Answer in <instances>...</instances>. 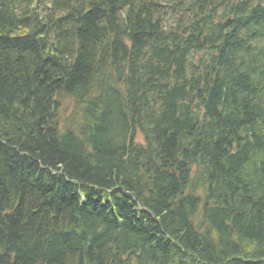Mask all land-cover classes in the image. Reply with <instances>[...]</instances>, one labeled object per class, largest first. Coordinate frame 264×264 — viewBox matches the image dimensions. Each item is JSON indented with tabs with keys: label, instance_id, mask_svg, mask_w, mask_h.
I'll use <instances>...</instances> for the list:
<instances>
[{
	"label": "trees",
	"instance_id": "obj_1",
	"mask_svg": "<svg viewBox=\"0 0 264 264\" xmlns=\"http://www.w3.org/2000/svg\"><path fill=\"white\" fill-rule=\"evenodd\" d=\"M90 43L122 70H91ZM62 82L84 114L65 140L48 126L60 107L46 97ZM98 97L114 99L120 116H101ZM108 128L119 151L102 141ZM94 187L123 201L134 193L153 219L129 221L122 204L114 214L92 198L82 205ZM42 193L45 217L64 231L44 245L34 210L20 203L2 217L7 199L39 203ZM94 213L122 216L131 237L93 244L84 228L101 229L89 224ZM72 245L96 259L87 264H102L101 250L136 253L139 264H264V0H0V264H65L61 248Z\"/></svg>",
	"mask_w": 264,
	"mask_h": 264
},
{
	"label": "bare ground",
	"instance_id": "obj_2",
	"mask_svg": "<svg viewBox=\"0 0 264 264\" xmlns=\"http://www.w3.org/2000/svg\"><path fill=\"white\" fill-rule=\"evenodd\" d=\"M46 26L48 27V25H46ZM42 32H43V30H42ZM52 39H56L54 35H53V38H52V36L49 38V42L51 43L52 47H55L54 45H56V44ZM66 41H68V40L65 39V40L61 41L60 44H63ZM68 44L72 45L71 41ZM70 45L65 47L66 50L71 49ZM54 49L56 50V47ZM89 49L91 51H95V52H93V59H92V63H91V70H93L95 73H97V74L98 73H105L106 74V72L108 70H111L112 72L116 73V72H119L122 70L121 65L115 64V63H113L107 59L99 57V55H98L99 52H102V54L106 52L105 47L102 46V44L90 43ZM71 55H72L71 57H73L74 60H77L79 57L78 50L76 49L74 52H72ZM95 56H96V59H94ZM42 60H44V66H47L48 68H50V67L54 68L56 65L55 57L53 55H48V53L44 54V57L42 58ZM110 60H112V61L115 60V57L113 55H110ZM90 86L93 87L91 84H87L86 86L83 87V89H85L86 94L91 96V97L95 93H96L95 95H98V92L93 90V88H91ZM68 89H69V86L63 82L60 83V85H57V86L52 85L51 87H49L48 92H49V94L52 93V95H51V97H48V96H46V97L48 98L49 103L52 104L53 110H55V105H57L58 109H59L61 103H64L66 101H73V102L77 103V105L82 108V98L79 101V100H77L78 97H75V95H72V96L67 95L68 91H72V90H68ZM83 89L81 86L77 90L78 93L80 92L81 96H82V90ZM100 95H101V92H100ZM101 98L102 97L97 98L98 103L101 105L98 112L102 113L105 111L103 114H101V116L106 115L107 109H109L110 112L113 113L114 115L120 116V112L118 110L119 105L116 101H114V99H112V98L111 99L110 98L109 99H107V98L101 99ZM142 105H143V108L146 110H148V109L152 110L153 109V103L149 102L147 99H145L143 101ZM28 107H29V109H31V111L29 113H33V112L35 113V111L33 109V107H34L33 104H30ZM234 110H235V108L233 106H231V109L228 112V115L233 113ZM167 112H168V110H167ZM58 115L60 118L57 117V118H55L54 122L53 121L48 122L49 123L48 126L50 125L51 127H54L57 129V131L51 130V131H54L53 133L55 134L56 138H58L60 140H65L66 138L63 135H65L67 133V131H69V129L72 128L73 120L71 122L69 115H67V112L65 113L64 108H63V110H62V108H60ZM74 115H75V119L77 122H82V118L84 115L82 109L81 110H78V109L75 110ZM111 116H112V114H111ZM113 119H114V117H113ZM96 126H98V125L90 124L91 130L95 131ZM129 131H131V128L129 129ZM99 134H101V136L103 137L104 140H102V141L104 144H106V146L109 147V150H111L113 152H115L114 149H116V150L118 149V151L120 150L119 141H120L121 137L118 135V133H116V131H113L111 128H108L106 133L100 132ZM78 151H79L80 155H82V157H86V152L83 149V145H82V147H80V149H78ZM51 171L55 172L57 176L60 174L54 170H51ZM61 174L66 180L69 179L71 182H74V183H80L81 182L78 179H74V178L71 179L66 173L62 172ZM47 175L49 176V174H47ZM35 189L38 190V187L36 186ZM78 189H79V191H82L80 188H78ZM112 191L113 192H110L107 190H100V189L96 190L95 187L92 189L87 188L85 190V196L82 197V205L84 204V201L87 200L88 198L97 199V202L93 203L94 205H96L98 203V201L100 200L102 202L103 206L108 207L110 205V207L112 208V210L115 214L116 211L119 212V210H118L119 204H122V208L125 210V214L130 216L129 221L136 219V218L139 219L140 217H142V218H145L146 223L150 224V220L153 219V215L150 213H146L147 211L142 210L141 208H140L141 210H139L138 208L133 206V205H137V203H138L137 199L135 198L134 193H131L130 195L126 196L125 200L123 201L122 199H120L121 198L120 196H123L122 194L117 193L115 190H112ZM188 193H189V191H186L185 193H183V195L186 199L189 198ZM5 194L12 196L13 191L11 189L4 190V196H5ZM115 196L117 197L116 200L114 198ZM5 197H7V196H5ZM44 197H46V196L44 193H42L40 195V198H39L40 199L39 203L32 202V199H30V198H27V200H25L23 202H19L20 201L19 199L15 200V202L10 200V199H7L10 202H6L5 206L3 207V210H2L3 211L2 217H4L6 214L11 213L13 211V209L16 208V206H18V204L20 205V203L22 204L24 210H26V209L34 210L33 213H35L37 216L36 218H38L37 223L40 224L41 226H45V228L42 230L41 237L43 236L46 239H41V240L38 239L40 245H44V243H46V241H49L50 239L55 238L56 235H59V233L63 231V230L61 231V229H59V228L58 229L56 227L54 228L53 225L50 224V221H48L49 218L47 219L45 217L47 215V212L50 214H53V213H52V210L50 208L45 210L46 212L42 209L41 206H43L45 203H47V202H45ZM130 197H133L131 199H133L134 201H132L130 199ZM189 201L192 202V199H189ZM95 210H99V209L95 208ZM139 211L144 212L142 214V216L138 215ZM101 213L104 214V211H101ZM115 217L118 219L119 216H115ZM113 218H114L113 216H110V215L105 216V215H102L100 213H94L91 216L90 222H89L90 225H92V226L96 225V224L101 225V229L100 230L97 229L96 233H95V230L91 227H88V229L84 228V230L88 233L89 237L93 240V244H94V242H96V244L104 246V245H107L108 240L112 241L113 244L118 243V242H119L118 244H123L124 241L122 242L121 240H123V239L126 240V239H129L131 237L130 235L132 233V229L129 227L128 224H124V222H123L124 219L122 218V216L120 218L121 220H119V221L117 220L118 221L117 224L114 223ZM42 220H44V224L42 223ZM153 221L155 222L158 220L154 219ZM119 222H120V224H119ZM68 224L69 225L64 226V228H65V232L70 233L69 228H70L72 223L70 222ZM35 227H36V230H38V225ZM154 240H156V241L155 242H147V245H145L143 247V250L144 251L151 250L157 244H159V242L157 241V237H155ZM129 244L131 246H133L135 243L130 242ZM101 252L103 253L102 254L103 256L98 257V260L102 264H106V263L107 264H130V262L132 264H139V261H140L139 255L136 253H133V252H123V253H121L120 256L118 255V252H113L112 250H109V251L108 250H101ZM61 254L63 255V263H65V264H78L80 261H81V264H87V263H89L90 260H92V261L96 260L93 257H89L88 254L86 252H84V250H82V247H80L78 245H75V246L72 245V248L71 247H67L66 249L61 248ZM93 256H95V255H93ZM129 260H130V262H129Z\"/></svg>",
	"mask_w": 264,
	"mask_h": 264
},
{
	"label": "rangeland",
	"instance_id": "obj_3",
	"mask_svg": "<svg viewBox=\"0 0 264 264\" xmlns=\"http://www.w3.org/2000/svg\"><path fill=\"white\" fill-rule=\"evenodd\" d=\"M61 104H62V110L64 108L66 112L71 111V109H72L71 101H66V102L61 103ZM76 107L79 108V110L82 109L80 106L77 105V103H76ZM137 141H142V136L140 134L137 135Z\"/></svg>",
	"mask_w": 264,
	"mask_h": 264
}]
</instances>
